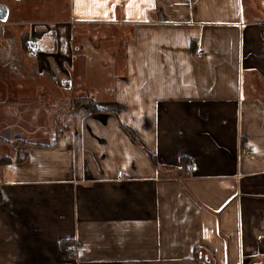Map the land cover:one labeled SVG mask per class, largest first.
Instances as JSON below:
<instances>
[{"label":"crops","instance_id":"1","mask_svg":"<svg viewBox=\"0 0 264 264\" xmlns=\"http://www.w3.org/2000/svg\"><path fill=\"white\" fill-rule=\"evenodd\" d=\"M255 1L261 18L68 0L67 18L0 22V264H264Z\"/></svg>","mask_w":264,"mask_h":264},{"label":"rangeland","instance_id":"2","mask_svg":"<svg viewBox=\"0 0 264 264\" xmlns=\"http://www.w3.org/2000/svg\"><path fill=\"white\" fill-rule=\"evenodd\" d=\"M8 8V21L15 23H22L29 19H36L42 17L36 11L40 8L45 10L46 20H56L67 18V3L68 0H0ZM240 7L244 12L247 9L253 12V16L259 15L256 8L255 0H240ZM260 16V15H259ZM263 17V16H262ZM261 18V16H260ZM21 31L26 27L17 26ZM80 28H87V25L79 26ZM121 28V26H118ZM110 33L116 31V28L107 29ZM79 40V35L77 34ZM81 40V39H80ZM34 44V43H33Z\"/></svg>","mask_w":264,"mask_h":264},{"label":"trees","instance_id":"3","mask_svg":"<svg viewBox=\"0 0 264 264\" xmlns=\"http://www.w3.org/2000/svg\"><path fill=\"white\" fill-rule=\"evenodd\" d=\"M260 28H261V32L264 31V28H263L262 25H260ZM22 46H23V48H24V45H23V44H22ZM81 103H86V104L89 106V109H90L91 111H93V112L99 111L97 108L94 107L93 101H92L90 98H88V97L81 98V99H76V100L73 101L72 104H73L74 106H78V105H80ZM150 160H151L152 162H154V159H153L152 156H150ZM65 243H67V242L64 241V240H62V241L60 242L61 249H66V248H67V247L64 245ZM67 245H68V243H67Z\"/></svg>","mask_w":264,"mask_h":264},{"label":"built area","instance_id":"4","mask_svg":"<svg viewBox=\"0 0 264 264\" xmlns=\"http://www.w3.org/2000/svg\"><path fill=\"white\" fill-rule=\"evenodd\" d=\"M262 35H263V37H264V31L262 32ZM28 49H29V51H31L32 53L35 52V50H34V48H33L32 45H28ZM194 54H197V51H194ZM242 152L247 153V152H249V151L244 147L243 150H242ZM193 168H194V164H193L192 162H187L186 165H185V172H184L185 175H186V176H187V175H190L191 172H192V170H193Z\"/></svg>","mask_w":264,"mask_h":264},{"label":"water","instance_id":"5","mask_svg":"<svg viewBox=\"0 0 264 264\" xmlns=\"http://www.w3.org/2000/svg\"><path fill=\"white\" fill-rule=\"evenodd\" d=\"M8 15V8L0 4V22H5Z\"/></svg>","mask_w":264,"mask_h":264},{"label":"flooded vegetation","instance_id":"6","mask_svg":"<svg viewBox=\"0 0 264 264\" xmlns=\"http://www.w3.org/2000/svg\"><path fill=\"white\" fill-rule=\"evenodd\" d=\"M261 4L264 5V1L263 0H261Z\"/></svg>","mask_w":264,"mask_h":264}]
</instances>
